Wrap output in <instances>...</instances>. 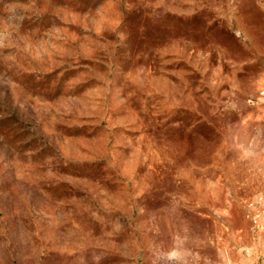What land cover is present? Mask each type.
<instances>
[{
  "label": "rangeland",
  "instance_id": "374dc122",
  "mask_svg": "<svg viewBox=\"0 0 264 264\" xmlns=\"http://www.w3.org/2000/svg\"><path fill=\"white\" fill-rule=\"evenodd\" d=\"M0 264H264V0H0Z\"/></svg>",
  "mask_w": 264,
  "mask_h": 264
},
{
  "label": "built area",
  "instance_id": "2783aa9c",
  "mask_svg": "<svg viewBox=\"0 0 264 264\" xmlns=\"http://www.w3.org/2000/svg\"><path fill=\"white\" fill-rule=\"evenodd\" d=\"M259 203H261V197H258L255 201H251L249 203V206H252L254 210L253 213L250 214V219L256 228L262 229L263 228V222H262L263 214H261V210H259L258 208L255 209L256 204H259Z\"/></svg>",
  "mask_w": 264,
  "mask_h": 264
}]
</instances>
